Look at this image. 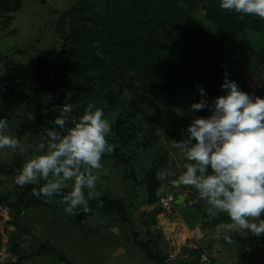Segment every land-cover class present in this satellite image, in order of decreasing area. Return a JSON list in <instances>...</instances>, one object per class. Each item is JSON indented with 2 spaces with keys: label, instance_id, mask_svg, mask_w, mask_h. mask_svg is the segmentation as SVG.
<instances>
[{
  "label": "trees",
  "instance_id": "trees-1",
  "mask_svg": "<svg viewBox=\"0 0 264 264\" xmlns=\"http://www.w3.org/2000/svg\"><path fill=\"white\" fill-rule=\"evenodd\" d=\"M24 2L0 0V29L9 37L17 33L13 24ZM220 2L74 0L58 14L55 23L54 37L60 56L53 61V54L39 50L34 84L23 86L14 75H0L1 98L23 106L19 117L22 125L15 134L18 139L31 133L41 137L44 129L55 128L53 121L65 103L73 109L70 119L80 116L90 103L103 109V118L113 116L112 135L106 139L116 147L111 154L102 156V162L115 161L134 189L146 186L144 200L135 201L144 209L138 223L150 238L143 244L148 257L156 264L171 261L162 231L156 229L155 237L151 229L157 224V216L165 213L160 198L167 195L162 190L156 165L140 167L137 171L133 162L139 157L131 156V151L155 146L159 119L164 113L177 114L182 108V115L190 113L193 119L209 116L207 109L193 113L190 109L184 111V107L200 101V87L209 103L225 95L221 89L225 72L242 91L264 99V19L247 15L240 20L238 14L221 10ZM1 56L0 52V63L4 59ZM129 76L135 78V85L128 84ZM254 79L259 86L252 84ZM29 114H33V120ZM66 127H72L71 123ZM180 136L172 140L184 139ZM126 151H130L128 156ZM22 165L18 157L8 164L0 161V176L10 178L14 184L12 191L4 189L0 193V205L9 209L10 223L15 227L7 242L11 259L3 264H38L39 261L48 264L49 257L65 260L63 253L47 239L24 247L25 240L29 239H23L24 231L29 232L25 222L31 212L58 206L61 197L46 202L43 196H33L32 188H39L44 181L40 185H16L14 177ZM12 193L15 199H11ZM181 200L199 210L206 220L211 218L201 203L193 204L194 199L185 197ZM124 206L122 200L101 195L89 201L88 213H110L125 221L129 215ZM226 221L231 220L228 217ZM201 251L186 248L181 258L198 257L200 263H209L202 261V254L206 252Z\"/></svg>",
  "mask_w": 264,
  "mask_h": 264
},
{
  "label": "rangeland",
  "instance_id": "rangeland-1",
  "mask_svg": "<svg viewBox=\"0 0 264 264\" xmlns=\"http://www.w3.org/2000/svg\"><path fill=\"white\" fill-rule=\"evenodd\" d=\"M73 3L74 0H25L13 24L17 30L16 35L9 37L3 28L0 29V52L1 57L4 58L0 63V75L6 73L14 75L23 86L34 84L37 54L46 50L53 54V61L60 56L57 40L54 37L55 23L58 14L64 12ZM252 84L259 86L257 79L252 80ZM189 109L188 106L184 107V111L189 112ZM22 111V105L10 103L0 96V119L7 117L9 122L6 134L17 138L15 134L22 125L19 119ZM182 112L183 109L179 108L177 114L164 113L161 116L160 127L157 128L158 141L154 147L137 152L130 150L131 156L139 157L133 162L135 169L139 171L140 167L156 165L158 174L164 177L160 179L164 195L171 194L176 198L172 214L165 212L157 216V224L151 227L153 235L157 237L156 229L161 230L168 243V253L175 254L174 259H169L171 260L169 264H202L197 260L198 257H193L192 260L182 259L186 248L205 251L209 258L207 264H264V242H262L264 234L256 237L250 231L240 229L238 226L230 227L233 222L226 221L228 216L225 213H217L206 220L199 210L190 206L187 201L181 200L182 197L187 200L198 198L194 187L185 188L175 183L178 176L186 169L183 167L185 161L177 157V150L172 147V139L176 135L186 138L184 133L193 120L190 113L182 115ZM106 119L113 122L111 114L107 115ZM19 140L21 146L16 151L7 148L0 150L1 162L8 164L18 157L24 164L28 158L37 154L36 145L42 142L40 136L32 133L22 136ZM130 151L125 152L127 156ZM96 174L100 177L96 182L99 196L106 195L110 200H122L129 215L126 220L117 219V216L110 213L68 214L64 210L66 206L58 202V206H52L50 209L31 212L25 222L29 232L24 231L23 239L29 238L28 240L31 239L33 242L25 240L24 247H28L27 243L33 245L45 239L50 240L63 253L65 260L49 257L48 264H156L154 259L148 257V251L143 244L150 238L143 230V225L138 223L139 214L144 211L138 202L144 200L146 186L134 189L133 184L126 182L124 171L120 166H116L115 161L102 162V168ZM13 187L10 178L0 176V193H3L4 189L12 191ZM184 188L185 191H182ZM11 199H15V194L12 193ZM135 202L137 204H134ZM198 203H201L205 209L208 207L203 200ZM130 208L136 209L137 212L134 211L133 214ZM249 219L251 222H258L253 218ZM10 221L12 220L9 209L0 205V231L5 238L3 242L5 246L7 237L15 231ZM186 223L190 227L192 225V228L204 225L203 227L208 229L205 231V238L201 242L193 243L191 240L196 237ZM216 226L220 227V232L217 234ZM229 236L232 239L231 243L227 242ZM120 249L124 251L118 253ZM1 251L6 252V248H2ZM189 254L187 252V255ZM9 255L10 253L7 252L6 256ZM38 264L43 262L39 261Z\"/></svg>",
  "mask_w": 264,
  "mask_h": 264
},
{
  "label": "clouds",
  "instance_id": "clouds-1",
  "mask_svg": "<svg viewBox=\"0 0 264 264\" xmlns=\"http://www.w3.org/2000/svg\"><path fill=\"white\" fill-rule=\"evenodd\" d=\"M219 7L238 14L240 20L247 15L264 19V0H221ZM228 76L225 72L221 85L226 94L211 103L203 98L207 96L204 89L198 88L202 98L190 110L207 109L211 114L194 118L184 133L186 138L172 141L186 169L175 183L194 187L198 198L192 203L205 201L209 216L225 213L233 222L230 227L260 237L264 234V99L242 91ZM72 110L66 103L60 108L53 121L56 127L43 130L37 154L24 162L14 183L24 187L44 181L31 194L43 196L46 202L59 196L65 212L78 215L87 214L89 201L99 197L96 173L102 168V156L116 146L106 139L112 135V124L103 118L102 108L90 103L80 116L70 119ZM29 119H34L33 114ZM69 123L72 127H66ZM8 128V118L0 119V150L16 151L21 142L6 134ZM158 178L164 177L158 174ZM227 242H232L230 236Z\"/></svg>",
  "mask_w": 264,
  "mask_h": 264
},
{
  "label": "built area",
  "instance_id": "built-area-1",
  "mask_svg": "<svg viewBox=\"0 0 264 264\" xmlns=\"http://www.w3.org/2000/svg\"><path fill=\"white\" fill-rule=\"evenodd\" d=\"M175 200V197L173 195H167V196H162L160 198V205L161 207L164 209V211L167 213V214H170L173 212L174 208H173V202ZM0 247L1 249L2 248H6V252H2L1 249H0V264H3L5 263V261L7 260L8 256H6V253L8 252V249L7 247L5 246V244H0ZM170 258L171 259H174L175 258V254L174 253H171L170 254ZM202 261L203 262H207L208 261V258L205 254L202 255ZM31 264V263H30Z\"/></svg>",
  "mask_w": 264,
  "mask_h": 264
},
{
  "label": "crops",
  "instance_id": "crops-1",
  "mask_svg": "<svg viewBox=\"0 0 264 264\" xmlns=\"http://www.w3.org/2000/svg\"><path fill=\"white\" fill-rule=\"evenodd\" d=\"M163 215V214H162ZM186 225H188V227L190 228H188L191 232H194V233H192L193 234V236H195L196 238L195 239H193V240H191L193 243H198V242H201L204 238H205V231L206 230H208L206 227H203L204 225H202L201 227L200 226H196V227H198V228H192V226L190 227V225L189 224H187L186 223ZM208 226V225H207ZM200 227V228H199ZM218 228V229H217ZM215 229H217L216 230V234L217 233H219L220 232V227H218V226H216L215 227ZM0 233H1V231H0ZM2 234V233H1ZM189 234H191L190 232H189ZM10 236V235H9ZM9 236L7 237V241L9 240ZM2 240L3 241H5V238L2 236Z\"/></svg>",
  "mask_w": 264,
  "mask_h": 264
},
{
  "label": "water",
  "instance_id": "water-1",
  "mask_svg": "<svg viewBox=\"0 0 264 264\" xmlns=\"http://www.w3.org/2000/svg\"><path fill=\"white\" fill-rule=\"evenodd\" d=\"M128 84L129 85H135L136 84V80L133 76H129ZM121 251L123 252L124 249H120L118 253H120ZM118 253H116V255H118Z\"/></svg>",
  "mask_w": 264,
  "mask_h": 264
}]
</instances>
